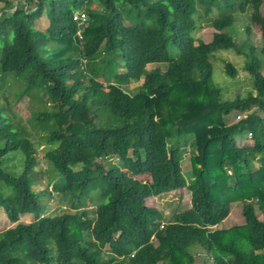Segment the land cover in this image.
Here are the masks:
<instances>
[{
	"label": "trees",
	"instance_id": "obj_1",
	"mask_svg": "<svg viewBox=\"0 0 264 264\" xmlns=\"http://www.w3.org/2000/svg\"><path fill=\"white\" fill-rule=\"evenodd\" d=\"M16 1L0 9V207L11 223L0 231V264H194L196 250L211 264H264L263 0ZM199 6L220 10L208 42L194 36ZM238 14L247 36L258 27L259 46L226 31ZM220 49L244 57L246 96L223 100L213 83ZM224 71L237 74L229 61ZM8 79L21 83L17 98L50 105L33 118L58 174L51 189L38 183L42 166L13 119ZM130 82L139 83L133 92ZM234 111L247 113L228 124ZM248 134L253 143L239 145ZM10 152L22 155L17 172L6 165ZM108 156L118 163L104 165ZM182 188L190 206L169 217L146 204ZM51 191L64 202L52 215ZM236 201L243 223L218 227ZM24 213L32 220L21 221Z\"/></svg>",
	"mask_w": 264,
	"mask_h": 264
},
{
	"label": "rangeland",
	"instance_id": "obj_2",
	"mask_svg": "<svg viewBox=\"0 0 264 264\" xmlns=\"http://www.w3.org/2000/svg\"><path fill=\"white\" fill-rule=\"evenodd\" d=\"M12 4H16V0H11ZM6 4V0H0V9H2ZM17 4H21L17 2ZM261 12L264 14V0L261 7ZM220 13L219 8L212 7L211 12L206 15L204 14L203 8L198 7V15L200 19L198 22L200 28L195 32L194 36L200 38L206 42L211 40L212 33L214 29L208 24V21L218 16ZM38 27L45 28L46 22L42 18L38 22ZM229 34L233 36L235 41L243 42L249 38L255 45L259 46L261 44L260 34L258 27L254 26L251 28L250 36H247L245 33V22L244 17L241 15H236V19L233 25L226 30ZM231 62L234 67L237 69V74L234 78L227 75L224 71V62ZM211 62L213 66L212 80L213 83L221 88V96L223 100L233 99L236 95L241 97L246 96L250 91L251 87V76L250 74L243 69L244 66V57L242 55L236 54L232 50H215L211 55ZM262 73L264 74V65L262 67ZM107 80H102L103 94L105 95V84ZM6 84L8 86L12 85L13 87L9 91H5L4 95H7L11 101V112L14 114V120L19 122L20 126L28 133V136L34 142L37 155L40 160V165L42 166V173L37 175L38 183L41 187L48 186L51 189V185L54 181L57 180L58 174L52 168L50 164L42 157V154L45 149L48 148L46 141L44 140V131L39 127L36 121L33 118V113L36 111H42L44 109H49L50 105L45 101V96L42 97V100L37 99L31 95H23L20 98H17L15 95V88L21 85L20 82H14L12 79H8ZM139 83L130 82L126 84V89L133 92L136 86ZM3 94L0 92V100L3 101ZM247 112H232L227 118V123L231 124L243 117ZM239 145L252 144L253 138L248 134L242 138L237 139ZM189 152L184 156L182 162L183 169L186 177L190 175L189 168ZM9 158L7 160V167L13 171H18L22 164V155L17 152H10L8 154ZM110 160L114 163H118L116 157L108 156L103 159L101 162L106 165L107 161ZM141 180H149L147 175L138 176ZM45 214H56L60 212V208H64V202L59 193L51 191L50 195L45 199ZM146 204L152 207H156L165 217L171 216L175 212L182 211L190 206V192L186 188L172 190L167 193H163L157 196H151L146 199ZM89 213L93 214L94 207H89ZM257 216L262 219L263 214L260 210L255 207ZM32 213H24L20 215L21 221H30L33 216ZM243 223V217L241 214V202L236 201L231 204V211L229 215L218 225V227H229L233 224ZM11 226L10 220L7 218L4 208L0 207V231ZM203 260H206L207 264H211V258L209 255L205 254L202 250L195 251V263L201 264Z\"/></svg>",
	"mask_w": 264,
	"mask_h": 264
},
{
	"label": "built area",
	"instance_id": "obj_3",
	"mask_svg": "<svg viewBox=\"0 0 264 264\" xmlns=\"http://www.w3.org/2000/svg\"><path fill=\"white\" fill-rule=\"evenodd\" d=\"M73 18L75 20L85 21L87 16L84 12H76V13H74ZM161 227H162V225H161Z\"/></svg>",
	"mask_w": 264,
	"mask_h": 264
}]
</instances>
